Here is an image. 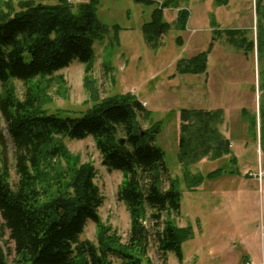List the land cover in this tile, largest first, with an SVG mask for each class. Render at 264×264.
Instances as JSON below:
<instances>
[{"label": "trees", "instance_id": "trees-1", "mask_svg": "<svg viewBox=\"0 0 264 264\" xmlns=\"http://www.w3.org/2000/svg\"><path fill=\"white\" fill-rule=\"evenodd\" d=\"M99 1L88 0L75 9L67 0L56 4L22 2L16 13H10L7 6L6 10L0 9V115L12 145L16 178L13 182L0 134V264H144L149 263L151 241L162 264H167L168 254L181 263L182 245L193 232L190 227L178 228L170 219L180 212V182L193 191L205 178L221 177L220 168L203 177L193 175L190 167L204 158L215 161L231 155L229 141L219 130L221 110L182 109L177 156L182 177L174 179L163 152L155 145L160 122L143 129L139 119L148 118L150 112L130 93L99 100L97 90L89 89L96 56L94 45L108 32L96 17ZM136 2L154 5L151 0ZM214 4L226 5L227 0H214ZM170 8L178 9V0L157 5L141 27L144 41L151 48L157 47L171 28L164 19V10ZM254 8L255 42L245 30H226L225 34L227 42L240 49L246 59L256 51L258 134L256 116L244 109L241 116L264 150L262 0H255ZM188 17L187 10H178L176 28L183 31ZM117 33L116 28L115 40ZM206 57L207 52L191 58L185 73L204 74ZM74 61L84 66V87L90 90L93 105L79 117L49 113L44 107L48 101L44 80ZM14 82L21 83V94ZM89 137L102 166L122 176L116 197L130 218L124 241L98 215L103 197L94 183L96 169L71 154L63 142ZM88 222L95 225V243L80 239ZM7 236L13 246L11 261L1 247Z\"/></svg>", "mask_w": 264, "mask_h": 264}, {"label": "rangeland", "instance_id": "rangeland-1", "mask_svg": "<svg viewBox=\"0 0 264 264\" xmlns=\"http://www.w3.org/2000/svg\"><path fill=\"white\" fill-rule=\"evenodd\" d=\"M87 1L67 0V3L75 9ZM151 1L154 5L136 0L99 1L96 17L108 32L103 41L94 45L96 56L89 75L92 82L89 89L97 90L99 100L127 93L136 97L150 112L148 118L139 119L141 127L148 129L160 122L155 145L164 154L170 176L180 180L177 159L180 111L221 110L223 122L219 130L229 141L231 155L215 161L204 158L190 167L193 175L203 177L220 168L221 177L205 178L193 191L180 182V212L170 219L178 228L190 227L193 236L182 245V262L168 254L167 264H264V150L241 116L242 109L256 116L258 134L257 54L254 51L246 59L240 49L227 42L225 34L226 30H245L247 37L255 42V0H227L221 6H216L214 0H178V9L164 10V19L171 28L155 48L145 43L141 27L149 21L152 10L166 0ZM22 2L56 4L58 0H0V9L6 10L7 6L10 13H16ZM180 9L189 13L183 31L174 25ZM116 28L118 40L113 36ZM206 52V72L185 73L190 67L189 60ZM84 77V66L74 61L53 78L44 80L48 89V101L44 105L47 111L62 117H79L87 111L93 102L90 90L84 87ZM14 85L21 94V83L14 82ZM0 134L15 182L12 145L1 115ZM63 142L71 154L96 169L94 183L103 197L98 215L124 241L130 218L116 197L121 174L102 166L91 137ZM233 157L235 163L231 161ZM80 239L95 243L93 223H87ZM4 242L1 247L11 261L13 246L8 236ZM147 257L149 263L144 264H162L153 241Z\"/></svg>", "mask_w": 264, "mask_h": 264}, {"label": "built area", "instance_id": "built-area-1", "mask_svg": "<svg viewBox=\"0 0 264 264\" xmlns=\"http://www.w3.org/2000/svg\"><path fill=\"white\" fill-rule=\"evenodd\" d=\"M247 264H250V263H247Z\"/></svg>", "mask_w": 264, "mask_h": 264}]
</instances>
